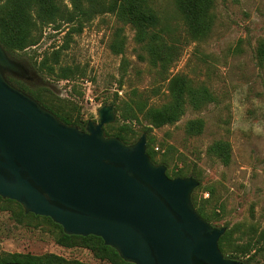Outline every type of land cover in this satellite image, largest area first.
I'll use <instances>...</instances> for the list:
<instances>
[{
  "label": "rangeland",
  "instance_id": "374dc122",
  "mask_svg": "<svg viewBox=\"0 0 264 264\" xmlns=\"http://www.w3.org/2000/svg\"><path fill=\"white\" fill-rule=\"evenodd\" d=\"M151 1L160 28L165 29L163 38L177 49L166 74L151 66L133 28L110 13L97 15L70 36L66 33L72 25L62 24L57 31L42 28L38 43L14 58L19 62L31 58L39 64L43 55L58 50L60 65L77 69V79L56 80L21 62L34 74L27 82L44 85L53 103L85 122H98L102 106L116 104V98L128 100L133 90L147 105H162L168 100L167 75H182L195 87H207L215 99L199 110L187 107L172 125L146 131L143 119L132 123V142L145 133L146 144L156 152V164H162L167 154V169L193 172L200 184L192 194L215 217L209 223L228 226L241 244L264 228V67L256 59V48L264 43V0H213L212 30L199 41L187 38L176 0ZM114 44L119 45L116 52ZM191 120L203 122L201 134H186ZM218 140L229 143L228 165L207 155V148ZM0 252L54 254L66 261L104 264L86 249L58 246L44 229L16 225L4 212H0ZM252 255L250 264H264V249Z\"/></svg>",
  "mask_w": 264,
  "mask_h": 264
},
{
  "label": "water",
  "instance_id": "95a60500",
  "mask_svg": "<svg viewBox=\"0 0 264 264\" xmlns=\"http://www.w3.org/2000/svg\"><path fill=\"white\" fill-rule=\"evenodd\" d=\"M33 75L0 44V198L66 235L101 238L128 263L243 264L218 247L226 227L196 212L197 179L168 177L147 155L145 133L132 144L105 135L114 104L81 130L8 80Z\"/></svg>",
  "mask_w": 264,
  "mask_h": 264
},
{
  "label": "trees",
  "instance_id": "16d2710c",
  "mask_svg": "<svg viewBox=\"0 0 264 264\" xmlns=\"http://www.w3.org/2000/svg\"><path fill=\"white\" fill-rule=\"evenodd\" d=\"M177 12L180 14L186 29V36L191 41H199L209 35L214 24L215 16L213 0H176ZM103 13H110L123 25H129L135 32V41L146 52L147 60L160 73H167L176 60V46L169 45L163 38L165 29L160 28V17L152 5L151 0H3L0 4V44L6 52L15 57L35 46L40 37L41 29L50 26L53 31L64 25H72L66 36L80 33L85 24ZM116 46L112 45L115 51ZM116 52V51H115ZM256 59L264 67V43L260 42L256 48ZM31 58H21V62L32 67L37 73L44 71L56 80L73 82L77 79V69L60 65V52L53 51L43 55L39 64ZM10 83L35 98L41 105L51 111L60 121L68 125H75L83 130L86 123L80 117L72 118L64 112V106L57 105L49 99V92L44 85L27 82L8 77ZM168 100L160 106L147 105L140 99L141 93L133 90L126 101L115 99L114 112L116 121L104 126L106 136L116 137L124 144H132L135 134L132 123L143 119L146 131L161 128L176 123L184 114L187 107L199 110L202 106L212 102L215 98L207 87L193 86L182 75L165 76ZM203 130L201 120H191L186 123L185 132L189 136L199 135ZM143 134V133H142ZM141 134V135H142ZM140 135V136H141ZM146 153L156 164V152L146 144ZM229 143L218 140L207 148V155L216 158L224 165L230 163ZM166 157V158H165ZM162 164L167 166V154L163 155ZM170 178L197 176L184 169H167ZM191 200L198 215L207 222L215 220L208 215L203 204L192 194ZM0 212L9 213L16 225L29 229H44L52 235L54 242L65 249L83 248L88 250L93 258L104 264H132L123 261L118 253L104 245L101 238L96 236L66 235L60 225L50 218L25 214L22 207L15 201L0 198ZM226 227V232L220 237L218 247L222 254L230 259H243L244 264H250L253 252L264 249V228L253 231L252 237L238 244L233 239V231ZM86 264L80 261H66L54 254L34 255L31 253L0 252V264Z\"/></svg>",
  "mask_w": 264,
  "mask_h": 264
}]
</instances>
